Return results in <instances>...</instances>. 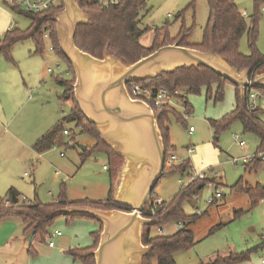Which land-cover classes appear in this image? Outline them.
Here are the masks:
<instances>
[{
    "label": "rangeland",
    "instance_id": "1",
    "mask_svg": "<svg viewBox=\"0 0 264 264\" xmlns=\"http://www.w3.org/2000/svg\"><path fill=\"white\" fill-rule=\"evenodd\" d=\"M233 1L240 12L245 13L247 25L251 24V16L254 10L258 9L256 48L260 54L264 55V0ZM256 1L259 2L257 7ZM181 12H183V19L179 18ZM11 13L15 15L16 20L27 22V19L16 11ZM208 17L209 8L206 0H146V7L140 13L139 27L142 30L146 28L150 30L142 36L140 42L143 46H149L154 29L161 28L166 23L169 24L168 31L173 37L179 33L184 23L185 28L191 31L189 43H199ZM17 27L24 29L22 26ZM50 45V42L45 40L43 54L35 55L34 51L33 53L31 51V54L28 53L29 47L32 46L30 42L22 45L15 44L11 52L13 61L7 60L0 53V64L5 67L0 76V111L8 108V112H11L16 109V126L27 114L29 123L50 114L56 124L70 114L71 100L61 99L64 89L54 81L65 70L66 65L54 52L48 51ZM240 52L246 56L250 54L246 36H243L240 41ZM57 65L60 68H57ZM47 69H52L53 73H47ZM63 79H67V76H63ZM216 90L217 85H212V94L209 97L206 87H202L197 95H188L187 102L192 107V113L186 117H184L182 104L176 103L177 111L182 115L184 123L177 122L174 117L169 118V142L176 149L172 155L177 156L179 161L183 159L188 161L193 173H204L205 179L212 180L213 185L222 193L220 200L206 206L209 187L205 185L198 194V198L188 199L182 203L185 216H202L188 226L194 240L193 247L176 252L174 261L176 264H206L218 257L225 258L234 254L248 253V261L240 264H262L264 260V239L262 238L264 199L252 206L248 195L234 189L238 182L241 183L242 188L264 187V162L250 170H246L242 162L243 158H249L257 153L259 141L252 134H243L241 124L234 122L229 129L219 135L218 142H214L213 130L209 122L220 121L235 107V91L232 85L228 83L223 85L224 95L219 102L214 101ZM254 97H257L256 108L260 110L258 117L264 124V97L255 90H251L250 98ZM23 104L25 106L20 108ZM63 127L65 130H71L72 133L65 136L60 131L59 144L42 153V156L33 155L32 161L25 157L22 163L15 162V165L16 154L12 153L9 145L4 146L5 139L0 137L1 199L10 188L19 193L18 200L22 199L19 205L23 201L27 204L29 200L35 198L42 204H51L60 193H64L68 200L74 201L98 203L107 199L110 174L103 168L109 167L107 157L101 152H92L82 161L81 155L84 152L82 148L90 150L96 144V140L82 133L73 124L66 123ZM189 128L193 129L191 135L187 134ZM240 142L244 143L243 147L239 145ZM189 147L195 150L193 155L187 154L186 149ZM4 159L7 161H1ZM114 161V164H119L118 160ZM177 164L180 163L177 162ZM24 173L27 174L26 177L23 176ZM163 174L153 193L159 197L158 199L168 203L181 188H184L179 180L185 184V176L181 177L176 173ZM156 216L149 219L156 221L157 224ZM78 220L98 225L95 220L85 218L74 219L66 225L65 218L60 216L48 229V235L44 237L43 242L34 240L30 234L24 236L26 250L21 256L24 260L20 259L18 260L20 262L16 264H58L59 256L56 259V256L52 254L54 248L48 247L51 241L57 249L58 238L51 239L50 236L54 232L65 235V231H69L73 225L70 223L75 221L77 234L74 239L80 241L75 244L87 242L76 247L74 244L70 249L87 248L86 245L92 242L90 231L79 225ZM177 223L170 221L162 228L166 230L167 235H171ZM158 229V227L152 229L151 233L157 234ZM70 258L69 264H80L72 262ZM0 264H15L14 258H8L0 252Z\"/></svg>",
    "mask_w": 264,
    "mask_h": 264
},
{
    "label": "trees",
    "instance_id": "2",
    "mask_svg": "<svg viewBox=\"0 0 264 264\" xmlns=\"http://www.w3.org/2000/svg\"><path fill=\"white\" fill-rule=\"evenodd\" d=\"M76 1L89 21L87 24L77 27L74 38L75 45L95 58H102V54L107 48L108 55L116 57L125 65H131L164 46L176 44L179 47L200 52L214 51L215 54L239 72L248 70L250 81L255 76L264 73V55L260 54L256 48L259 21L257 8L251 16V24L247 25L244 16L240 13V10L233 0H206L209 8V17L199 43H189L191 31L185 28L184 23H182L179 33L173 37L168 31L169 24L166 23L161 28L154 29L150 45L143 46L140 39L150 30L149 28L142 30L139 27L140 13L146 7V0H118V3L108 6L98 4L97 0ZM255 4L257 7L259 2L256 1ZM63 7L62 0L59 1L57 7L38 14L27 13L17 7H13V11L28 19L30 25L26 30L13 28L5 33L0 38V53L7 60L11 61L13 46L24 41H30L35 48L34 54L41 55L45 50L43 35L45 30L49 29L50 42L54 47V53L63 60L66 65L65 71L67 72V75L60 73L54 81L64 89L61 99L71 100L72 107L69 116L65 117L62 122L56 124L45 135L39 138L33 144V149L36 153L42 154L52 147H55L59 144L58 134L60 131L63 133L65 130L63 125L66 123L73 124L82 133L90 135L96 140V144L90 150H84L81 155L82 161L88 158L92 152H101L107 157L110 168V186L107 199L98 203L82 201L69 202L64 193H60L56 201L51 204H42L36 200L33 204H25L23 202L19 205L18 193L13 189H9L5 197L3 199L0 198V219L6 217L19 218L25 226L24 235H33V239L39 240L40 242L44 241V237L48 235V229L60 218L59 216H53V213L59 208L68 205H85L102 209L126 210L116 205L113 201L116 178L123 164V159L103 144L95 126L85 120L74 100V71L62 55L55 31L54 17L63 10ZM192 7L193 5L191 4ZM179 18L183 19V12L180 13ZM243 36L247 37V44L250 49V54L247 56L240 52V41ZM63 76H67V79H63ZM225 83L229 84V82L211 70L198 66L196 68H179L174 72L161 74L153 80H147L137 84L154 93L160 89H166L172 94L176 91L179 92L180 96H175L174 100L177 104H182L184 115L188 116L192 113V107L187 102L188 95H197L200 93L202 87H206L209 97L212 94L211 86L217 85L214 101L219 102L223 99V85ZM251 90H255L259 95L264 97V88L250 89L245 95L241 96L238 88L234 87V109L220 121L209 122L213 130L215 143L218 142V137L223 131L229 129L234 122H239L243 134H252L257 137L259 141L257 152L264 151V124L258 117L260 110L258 108L252 111L248 110ZM153 112L162 134L165 156L167 158L176 151L175 147L169 142V118L174 117L180 123H184L185 121L176 107L164 106L158 109L154 108ZM68 133L70 135L72 133L71 130ZM114 160H118L119 164H114ZM258 164H249L247 167L252 168L253 165L256 166ZM191 171L192 167L188 161L171 166L165 165L164 167V173H176L181 177L190 174ZM211 181L197 180L181 188L170 202H164V210L162 209L155 217L157 224L142 229V243L145 246H152V249L141 259L140 264H176L174 254L193 247L194 240L188 226L193 224L202 215L185 216L182 210V203L188 199L195 198L203 190L204 186ZM234 189L248 195L252 206H255L259 201L264 199V187L253 189L242 188L241 183L238 182ZM158 198L152 192L150 201L157 200ZM64 218L72 221L84 217ZM170 221L181 222L183 228L174 231L171 235H153L151 233L152 229L165 227ZM98 226V231L91 234L93 239V245L91 247L72 248L66 252L74 262H79L80 264H96L93 252L97 248L102 230L99 223ZM248 258V253H240L225 258L218 257L213 262L206 264H240L248 261Z\"/></svg>",
    "mask_w": 264,
    "mask_h": 264
},
{
    "label": "water",
    "instance_id": "3",
    "mask_svg": "<svg viewBox=\"0 0 264 264\" xmlns=\"http://www.w3.org/2000/svg\"><path fill=\"white\" fill-rule=\"evenodd\" d=\"M63 10L54 17L58 46L71 65L75 81L74 100L85 120L96 128L100 140L123 159L113 192V201L126 210L68 205L53 216L84 217L101 227L93 252L96 264H140L152 249L142 243L143 227L156 221L142 215L162 178L165 146L152 108L134 100L127 85L153 80L179 68L205 67L238 88L240 95L264 88V73L249 80V71L239 72L214 51L200 52L164 46L131 65L107 53L95 58L75 45L79 25L89 19L76 0H63ZM82 150H85L83 147Z\"/></svg>",
    "mask_w": 264,
    "mask_h": 264
},
{
    "label": "crops",
    "instance_id": "4",
    "mask_svg": "<svg viewBox=\"0 0 264 264\" xmlns=\"http://www.w3.org/2000/svg\"><path fill=\"white\" fill-rule=\"evenodd\" d=\"M63 2V0H62ZM13 11L11 6H7L5 4L0 3V38L10 31L13 28H18L17 26H22V30H26L29 27L30 21L27 19V22H21L20 20H16L14 18L15 15H13L11 12ZM30 41H24L19 44H25ZM32 46L29 47L28 53L31 54V51L35 50L34 45L32 42H30ZM17 46V45H16ZM14 49V48H13ZM34 54V53H33ZM32 54V56H33ZM13 61V60H12ZM28 64V63H27ZM5 69L3 64H0V76H2V72ZM43 69V68H42ZM43 71V70H42ZM47 71V70H46ZM30 72V71H29ZM27 72V74H29ZM1 84V81H0ZM127 87V86H126ZM234 88V87H233ZM128 90V89H127ZM129 93V92H128ZM130 95V94H129ZM50 102V101H49ZM25 105H21L20 108L24 107ZM14 111V110H13ZM13 111L8 112V108H6L4 111H0V137H3L4 140V146L9 145L10 148H12V153L16 154L15 160H14V165L16 163H22V161L26 158L30 159L32 161V156H42V154H38L34 151L33 149V144L41 138L43 135H45L49 130H51L55 126L54 119H52L49 115L44 116L41 119H38L37 121L33 122H28V114L24 119L21 120L20 124L18 126L15 125V113L16 109L13 113ZM58 124V123H57ZM188 135L189 134V129L187 131ZM59 139V137H58ZM259 145V142H258ZM257 145V147H258ZM173 146V145H172ZM191 149L192 152L188 153V150ZM86 150V149H85ZM257 151V148H256ZM187 154L193 155L195 150L192 147H189L186 149ZM60 156H62L60 154ZM177 157V156H176ZM40 158V157H39ZM178 159V158H177ZM1 161H7L6 159L1 160ZM185 161L184 159L182 161H179L178 163H181ZM257 167L252 166V168ZM252 168H248L245 166L246 170H250ZM105 171L108 170L110 174V168L104 169ZM26 173L23 174L24 177H26ZM34 181V179H33ZM246 184V183H245ZM248 185V184H247ZM259 185V184H258ZM249 186V185H248ZM13 189V188H10ZM9 190V189H8ZM15 190V189H13ZM16 191V190H15ZM17 192V191H16ZM18 193V192H17ZM18 198H19V193H18ZM37 199L35 198L34 200H29L27 204H33ZM68 200V199H67ZM19 201L22 202V199ZM56 200H54L52 203H54ZM69 202H77L74 200H68ZM82 201V200H78ZM105 200L99 201L103 202ZM24 202V201H23ZM66 225H69V221L65 219ZM76 222V221H75ZM75 222H71L70 224H73L71 229L69 231H65V235H60L56 238H58V244L59 247L55 249V245L53 247L49 248H54L52 254L56 256L55 258L57 259L59 256V261L58 264H69L68 259L69 256L66 254V252L75 244V242H80L77 239H74L75 234H77V229L75 227ZM79 225H82L85 227L87 231H90V237L91 234L98 231L99 226L94 224V223H89L88 221L84 222L83 220H78L77 221ZM24 224L23 222L17 218V217H6L3 219H0V252L1 254H4L8 258H14V262L19 263L18 260L23 259L21 256L23 252L26 250V243L25 240L26 238L24 237ZM92 240L90 245H86V247H91L93 245V239L92 237L90 238V241ZM87 241H82L81 244L77 245L76 243L74 246H80L83 244H86ZM89 244V243H88ZM80 248V247H77ZM72 262V258H70ZM17 260V261H16Z\"/></svg>",
    "mask_w": 264,
    "mask_h": 264
},
{
    "label": "built area",
    "instance_id": "5",
    "mask_svg": "<svg viewBox=\"0 0 264 264\" xmlns=\"http://www.w3.org/2000/svg\"><path fill=\"white\" fill-rule=\"evenodd\" d=\"M59 1L60 0H0V3L9 4L12 8L17 7V8H19L22 11L27 12V13L38 14V13L48 11L51 8L57 7L59 4ZM97 2L100 5L108 6V5H113V4L118 3V0H97ZM241 14L243 16L245 15V13H241ZM49 33H50L49 29L45 30L43 38H44V40H47L50 42ZM50 44H51V42H50ZM48 51L54 52V47L52 46V44L49 46ZM57 68H60V66L57 65ZM47 73L51 74V73H53V70L47 69ZM61 73H65L67 75V72L65 70H63ZM127 89H128V92H129L132 99L141 100V101L145 102L147 105H149L150 108H152V110L154 108L158 109V108H162L164 106L177 107L176 102L174 100V97L180 96L179 92L176 91L172 94V93L168 92L166 89H160L159 91L154 93V92L138 85L137 83L128 84ZM256 98L257 97L250 98V101L248 104V110L249 111H252L256 108V102H255ZM184 117H186V116L184 115ZM192 132H193V129L189 128V134H192ZM63 135L68 136L69 135L68 131L64 130ZM239 145L241 147H243L244 143L240 142ZM191 152H192V150L189 149L188 153H191ZM177 162H178V160L175 157V155H170L168 158L165 157V165L166 166H170L172 164L175 165ZM242 162H243L244 166H247V165L255 163V162L256 163L264 162V151L257 152L249 158H243ZM103 168L106 169L107 167H103ZM197 180H206L204 173H193V171H191L190 174H187L185 176V184L183 183L182 180H179V183L183 187H186L187 185H189V184H191ZM206 186L209 187L208 188L209 190H208V197L205 201V204H206V206H210L222 198V193L213 185L212 182L207 183ZM212 190H213V192H212ZM195 198H198V195H196ZM163 205H164V202L161 199H157L154 201L149 200L148 208L145 209L146 212H143L142 215L146 218H151V217L157 215L159 212L162 211ZM182 228H183V224L181 222H178L174 226V231L180 230ZM157 234L166 235V230L164 228H159L157 230ZM60 235H61L60 232H54V234L51 235L50 238L54 239ZM262 238L264 239V230L262 233ZM53 245H54V243L51 241L48 243L49 247H53ZM262 264H264V260L262 261Z\"/></svg>",
    "mask_w": 264,
    "mask_h": 264
},
{
    "label": "bare ground",
    "instance_id": "6",
    "mask_svg": "<svg viewBox=\"0 0 264 264\" xmlns=\"http://www.w3.org/2000/svg\"><path fill=\"white\" fill-rule=\"evenodd\" d=\"M166 157V156H165ZM168 158V157H167ZM177 164V163H176Z\"/></svg>",
    "mask_w": 264,
    "mask_h": 264
}]
</instances>
